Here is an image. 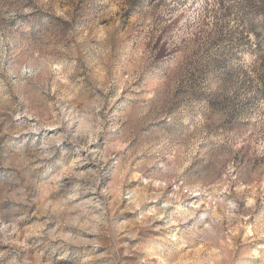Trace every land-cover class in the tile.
Here are the masks:
<instances>
[{
    "label": "rangeland",
    "instance_id": "1",
    "mask_svg": "<svg viewBox=\"0 0 264 264\" xmlns=\"http://www.w3.org/2000/svg\"><path fill=\"white\" fill-rule=\"evenodd\" d=\"M0 264H264V0H0Z\"/></svg>",
    "mask_w": 264,
    "mask_h": 264
}]
</instances>
